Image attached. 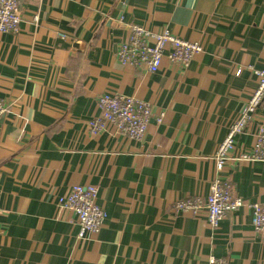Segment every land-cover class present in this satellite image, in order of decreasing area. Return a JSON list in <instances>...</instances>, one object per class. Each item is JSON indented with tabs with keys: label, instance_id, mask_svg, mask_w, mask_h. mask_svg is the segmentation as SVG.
<instances>
[{
	"label": "crops",
	"instance_id": "obj_1",
	"mask_svg": "<svg viewBox=\"0 0 264 264\" xmlns=\"http://www.w3.org/2000/svg\"><path fill=\"white\" fill-rule=\"evenodd\" d=\"M16 33L0 34V264H264V239L242 207L212 228L204 210L213 157L264 66V0H23ZM37 17L38 21H34ZM200 43L186 71L122 66L130 26ZM240 70V73H236ZM134 97L164 113L136 142L113 128L90 135L103 95ZM258 110L239 152L252 148ZM247 204H264V162H229L218 174ZM93 186L106 213L78 239L73 213L56 206Z\"/></svg>",
	"mask_w": 264,
	"mask_h": 264
},
{
	"label": "built area",
	"instance_id": "obj_2",
	"mask_svg": "<svg viewBox=\"0 0 264 264\" xmlns=\"http://www.w3.org/2000/svg\"><path fill=\"white\" fill-rule=\"evenodd\" d=\"M23 0H0V34L16 33L21 21ZM44 1V0H40ZM37 22V17H34ZM264 49V36L262 37ZM198 43H189L178 39L168 31L151 32L142 27H131L126 42L119 45L116 57L125 67L143 68L149 73L158 71L162 58L166 57L171 64L186 71L194 57L200 53ZM257 85L252 96L247 101L243 111L233 120L224 140L219 144L213 158L217 177L212 181L209 194L205 198L193 197L177 201L174 209L196 214L204 210L212 228H217L220 221L230 213L242 207L252 210L251 224L254 234L264 239V204H247L232 194L228 181L221 180L218 174L229 162H264V121L256 129L252 148L249 152L236 151L235 139L246 131V128L258 110L264 111V66L255 70ZM99 116L87 123L90 135L113 128L114 132L136 142H141L147 132L151 119L160 124L163 113L154 114L148 103L134 97L103 94L97 100ZM6 112V106L0 101V119ZM56 206L73 213L76 219L77 238L82 239L87 234H98L106 218V213L97 204V190L93 186L76 185L65 197L57 200ZM208 264H225L213 257L208 258Z\"/></svg>",
	"mask_w": 264,
	"mask_h": 264
},
{
	"label": "rangeland",
	"instance_id": "obj_3",
	"mask_svg": "<svg viewBox=\"0 0 264 264\" xmlns=\"http://www.w3.org/2000/svg\"><path fill=\"white\" fill-rule=\"evenodd\" d=\"M133 26H134V27H141V26H137V25H131L130 28L133 27ZM142 28H143V27H142ZM144 29H145V28H144ZM151 32H155V31H151ZM129 34H130V33H129ZM126 41H127V40H126ZM126 41H125V42H126ZM186 42H187V41H186ZM189 43H191V42H189ZM195 43H198V42H195ZM121 44H122V43H121ZM198 44L200 45V43H198ZM200 48H201V51H202V47H201V45H200ZM201 51H200V52H201ZM236 73H240V70H238ZM252 94H253V93H251L250 97L252 96ZM120 96H121V95H120ZM123 97H125V96H123ZM250 97H249V99H250ZM249 99H248V100H249ZM0 101H1V100H0ZM245 106H246V105H245ZM244 108H245V107H244ZM163 115H164V113H163ZM163 118H164V116H163ZM89 121H90V120H89ZM87 123H88V122H87ZM232 123H233V122H232ZM232 123H231V125H232ZM157 124H158V123H157ZM258 124H259V123H258ZM231 125H230V126H231ZM230 126H229V128H230ZM257 126H258V125H257ZM242 135H243V134H242ZM223 140H224V139H223ZM223 140H222V141H223ZM222 141H221V142H222ZM234 144H235V146H236V149L238 150L237 145H236V142H235ZM218 146H219V145H218ZM238 153H241V152H239V150H238V151H236V153H235L233 156H236ZM214 156H215V154H214ZM213 158H214V157H213Z\"/></svg>",
	"mask_w": 264,
	"mask_h": 264
}]
</instances>
